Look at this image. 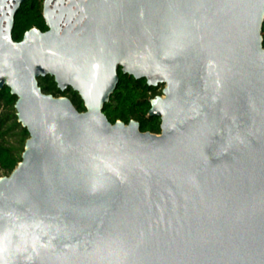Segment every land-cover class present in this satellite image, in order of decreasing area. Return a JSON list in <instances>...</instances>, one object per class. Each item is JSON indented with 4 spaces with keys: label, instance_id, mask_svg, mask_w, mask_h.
<instances>
[{
    "label": "water",
    "instance_id": "obj_1",
    "mask_svg": "<svg viewBox=\"0 0 264 264\" xmlns=\"http://www.w3.org/2000/svg\"><path fill=\"white\" fill-rule=\"evenodd\" d=\"M24 1L0 0L28 133L0 176V264H264V0H42L47 29L15 41ZM118 70L163 85L159 133L102 112Z\"/></svg>",
    "mask_w": 264,
    "mask_h": 264
},
{
    "label": "trees",
    "instance_id": "obj_2",
    "mask_svg": "<svg viewBox=\"0 0 264 264\" xmlns=\"http://www.w3.org/2000/svg\"><path fill=\"white\" fill-rule=\"evenodd\" d=\"M31 27L42 31L47 29L42 16V0H25L20 4L14 16L12 39L19 41ZM262 45L264 46V22ZM38 85L44 93L68 97L77 110L85 109L75 91L70 87L65 91L59 90L51 76L38 78ZM156 88L157 86L148 85L145 79H135L118 70V83L109 100L104 103L102 112L111 123L117 120L127 123L133 119L138 121L140 131L159 133V117L148 115L150 99L160 93ZM15 100L16 97L7 87L0 89V176L8 175L21 160L24 142L28 137L26 129L17 121Z\"/></svg>",
    "mask_w": 264,
    "mask_h": 264
},
{
    "label": "rangeland",
    "instance_id": "obj_3",
    "mask_svg": "<svg viewBox=\"0 0 264 264\" xmlns=\"http://www.w3.org/2000/svg\"><path fill=\"white\" fill-rule=\"evenodd\" d=\"M162 87H163V85H158V86H157L156 91H157V92L160 91V93H157V95H162V92H161Z\"/></svg>",
    "mask_w": 264,
    "mask_h": 264
},
{
    "label": "flooded vegetation",
    "instance_id": "obj_4",
    "mask_svg": "<svg viewBox=\"0 0 264 264\" xmlns=\"http://www.w3.org/2000/svg\"><path fill=\"white\" fill-rule=\"evenodd\" d=\"M69 87H67L66 89H64L63 91L67 90ZM77 93V92H76ZM78 94V93H77Z\"/></svg>",
    "mask_w": 264,
    "mask_h": 264
}]
</instances>
